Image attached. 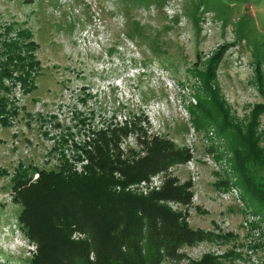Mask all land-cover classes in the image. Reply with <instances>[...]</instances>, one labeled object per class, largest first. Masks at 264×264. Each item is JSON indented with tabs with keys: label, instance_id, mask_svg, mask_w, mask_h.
Here are the masks:
<instances>
[{
	"label": "rangeland",
	"instance_id": "1",
	"mask_svg": "<svg viewBox=\"0 0 264 264\" xmlns=\"http://www.w3.org/2000/svg\"><path fill=\"white\" fill-rule=\"evenodd\" d=\"M226 43L218 87L231 118L246 124L254 109L264 104V0H0V163L17 165L14 161L20 154L26 152L28 157L33 148L38 170L31 178L40 170L74 171L80 168L79 154L85 150L90 129L96 134L101 130L99 139L106 133L102 118L109 113L102 104L107 101L119 110L117 100L123 97L130 116L140 115L137 121L145 106L152 104L155 117L150 124L118 141L129 149L126 158L134 163L146 157L155 137L184 148L189 136L195 142L199 179L194 185L186 165L181 166L186 160L155 172L134 191L147 189L154 176L160 177L158 190L129 193L149 196L171 178L179 184L191 182L190 191L194 186L202 190V201L195 207L174 199L161 203L177 213L186 208L183 214L194 230L229 235V239L184 246L180 264L231 251L222 264H264L261 206L245 199L244 190L235 183L231 155L215 127L198 130L191 112L203 85L195 70L204 71L210 57ZM143 69L149 73L142 74ZM104 79L114 85L97 90V95L67 91L69 84L77 88L98 83L99 87L98 81L102 84ZM38 94L55 101L31 102ZM258 132L264 147V113ZM111 150L127 161L118 147L112 145ZM223 151L225 156L219 158ZM162 170L164 176L158 175ZM258 172L264 176L263 169ZM114 177L124 176L115 171ZM223 180L230 181L228 187L219 186ZM15 196L13 177L0 175V264H29L38 253V244L19 222L22 205ZM72 238L90 241L78 230ZM29 244L35 249L28 251Z\"/></svg>",
	"mask_w": 264,
	"mask_h": 264
},
{
	"label": "trees",
	"instance_id": "2",
	"mask_svg": "<svg viewBox=\"0 0 264 264\" xmlns=\"http://www.w3.org/2000/svg\"><path fill=\"white\" fill-rule=\"evenodd\" d=\"M228 46L226 43L215 51L204 71L195 70L203 85L197 91V104L191 107V112L198 130L215 127L217 135L223 138V147L231 155L237 177L235 183L244 190L245 199L257 203L264 213V176L258 172L264 170V147L260 145L262 138L258 132L264 104L254 109L246 124L231 118L218 87L217 73ZM200 57L201 54L197 65ZM133 125L137 127L136 122ZM129 131L126 127L113 130L110 135L101 134L90 154L92 170L84 175L69 171L68 167L58 172L40 170L37 182H31V174L37 167L22 164L17 168L13 190L15 201L22 205L19 222L28 238L38 244V253L29 264H180L185 254L179 251L184 246L229 239V235L194 230L187 215L161 203L170 199L191 202L189 181L179 184L176 178H171L161 191L149 196L116 189L190 158L189 152L173 141L155 137L146 157L134 163L124 161L118 154H112L111 149ZM219 148L220 145V151ZM218 156L224 157V151ZM115 171L123 174L122 180L114 177ZM3 174L7 170H0V175ZM229 182L223 180L219 186L228 187ZM76 230L88 234L90 241L74 240L72 234ZM232 254L233 251L226 252L220 257L209 253L187 264H222Z\"/></svg>",
	"mask_w": 264,
	"mask_h": 264
},
{
	"label": "built area",
	"instance_id": "3",
	"mask_svg": "<svg viewBox=\"0 0 264 264\" xmlns=\"http://www.w3.org/2000/svg\"><path fill=\"white\" fill-rule=\"evenodd\" d=\"M32 43H35V41L34 42L32 41ZM35 60H39V57L36 54H35ZM146 72L149 73V71H147L146 69H143L142 74H147ZM25 76H27V73H25ZM98 82L100 84L99 87L97 85L98 83L95 84V86H93L92 84H82L81 86H76L77 88H75L73 85L69 84L68 88H67V91L81 92V90H86V91H88L89 94L91 92H94V94L97 95V90L100 89V92H101L102 88L107 89L109 86L113 87V85H114V83H112V84L108 83L106 81V79L102 80V82H103L102 84H101L100 81H98ZM77 85H79V84H77ZM171 86L173 87L174 84L172 83ZM30 101L31 102L32 101L39 102V103H42L44 105L45 104L50 105L55 100L52 99V98H49V97H44V96H33ZM54 103H56V102H54ZM117 104L119 106V110H116L115 107L113 108V104H110L107 101H106V103L102 104L101 108H106L107 109L106 111H108V113H109L107 116H103V118H102V121L104 123L103 127H102L103 132L110 133L113 130H116V129L118 130V129H121V128L128 127L130 129L128 134H122V135H126L124 137H127L129 139V136L131 135V133H133V132L140 133L142 131V129H144L145 126H147V124H150V121L155 117V114L153 113V107L154 106L152 104H149L147 107L145 106V109L143 111L142 119L140 120V118H139V121H137V117L140 116V115H137V116L136 115H131L130 116V114L128 113L129 104L127 102H125V99H123V97H120L117 100ZM96 109L98 110L97 107H96ZM45 110H47V109L42 110V112H44ZM134 122L137 123V127H134V125H133ZM100 131H98L97 134H96L94 130L90 129V135H88L87 139L85 140V144H86L85 145V150L82 151L79 154V157L82 158L81 162L79 164V167L81 169L80 168L77 169L78 167H74L75 169L74 168L73 169H74L75 172L80 173V174H87L89 172V171L86 170V168H88V166L91 165L90 154L94 150V147H95L94 143H95V141H97L98 133ZM118 145H120L121 149L124 152L120 149V147ZM185 146L186 147H184V148L189 150V153L192 155V157H191V159L187 160L186 163L181 164V166L182 165H186L187 169L191 173V176H192L191 179H192V181H193V183L195 185L197 179H199V174L197 173V169H196L198 161L196 159V153L197 152H196V148H195V142H193V140L188 136L187 139H186V142H185ZM116 147H118L119 152L122 155V158L124 157L123 159H126L127 161H130V159L126 158L127 153H125V152H128L129 149L126 148V146L121 145V144H117ZM29 150H30V153L29 152L27 153L28 157H26V152H25V154H20V157L18 158L17 161H14V163L17 162V165L9 166V165H7V163H0V170H3V169L7 170V174H9L11 177H14V175L16 174L17 168H19L22 164L25 167L28 166V165L35 166V167L38 166L37 162L34 163V161H37V159H36L37 157L35 156L34 149L33 148H29ZM6 155L8 156L7 153H6ZM171 172H173V169H171ZM163 174H165V170H162V172H160L158 175H163ZM173 175H175V174H173ZM39 177H40V173L36 172L35 179L34 178H30L31 182L36 181ZM116 178L119 179V180L123 179V177H116ZM159 179H160V177L158 178V176L157 177L156 176L152 177V181L147 185V187L148 186L149 187L147 189L141 190V191H134V190L140 184H142V183L147 184L150 180L143 179V180H141L139 182L130 183V184H128L125 187H123L122 185H118L116 189L118 191L125 190L127 192L132 191V193H135V194H145L146 195L147 192H149L151 190H158L159 189V186H157V184H156V181L159 180ZM191 191L193 192V196L191 198V202L193 204V207H195V206H197V205H199L201 203V201H202L201 200V196H202L203 193H202V190L200 188H196L195 186H194V189H191ZM137 192H141V193H137ZM186 211H187V209L184 208L181 212L185 213ZM34 246L35 245H33V244H29L28 245V251L29 250H34L35 249Z\"/></svg>",
	"mask_w": 264,
	"mask_h": 264
},
{
	"label": "crops",
	"instance_id": "4",
	"mask_svg": "<svg viewBox=\"0 0 264 264\" xmlns=\"http://www.w3.org/2000/svg\"><path fill=\"white\" fill-rule=\"evenodd\" d=\"M37 96H41V95L38 94Z\"/></svg>",
	"mask_w": 264,
	"mask_h": 264
},
{
	"label": "flooded vegetation",
	"instance_id": "5",
	"mask_svg": "<svg viewBox=\"0 0 264 264\" xmlns=\"http://www.w3.org/2000/svg\"><path fill=\"white\" fill-rule=\"evenodd\" d=\"M78 75V74H77ZM81 78V77H80ZM82 79V78H81Z\"/></svg>",
	"mask_w": 264,
	"mask_h": 264
}]
</instances>
